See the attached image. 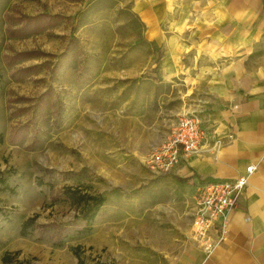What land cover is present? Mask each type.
I'll return each mask as SVG.
<instances>
[{"label": "rangeland", "instance_id": "1", "mask_svg": "<svg viewBox=\"0 0 264 264\" xmlns=\"http://www.w3.org/2000/svg\"><path fill=\"white\" fill-rule=\"evenodd\" d=\"M17 10L60 13L69 21L9 37L4 16ZM172 33L188 36L163 22L146 29L133 2L0 0V177L14 188L0 191V264L5 253L13 264H77L72 246L88 264H154L157 249L171 241L160 232L186 227L191 205L177 206L179 192L154 178L160 174L147 164L160 124L179 116L178 79L161 70ZM72 41L74 56L63 55ZM24 51L35 54L6 64V55ZM32 66L22 78L11 77ZM48 89L63 105L57 115L46 109L22 142L9 143L11 129L35 115V102ZM67 186L105 201L89 232H68L56 246L40 226L68 227L78 216L77 207L54 198ZM29 218L37 226L21 235Z\"/></svg>", "mask_w": 264, "mask_h": 264}, {"label": "crops", "instance_id": "2", "mask_svg": "<svg viewBox=\"0 0 264 264\" xmlns=\"http://www.w3.org/2000/svg\"><path fill=\"white\" fill-rule=\"evenodd\" d=\"M116 1L133 2L146 29L163 22L188 31L186 38L172 33L165 39L171 48L161 70L178 79L177 115L199 113L205 138L170 172L154 177L179 192L172 201L192 207L199 181L232 179L247 165L256 167L229 212L222 243L206 253L193 241L190 207L185 228L160 232L171 241L157 249L154 264H264V0ZM174 15L178 20L173 24ZM171 122L160 124L154 144Z\"/></svg>", "mask_w": 264, "mask_h": 264}, {"label": "built area", "instance_id": "3", "mask_svg": "<svg viewBox=\"0 0 264 264\" xmlns=\"http://www.w3.org/2000/svg\"><path fill=\"white\" fill-rule=\"evenodd\" d=\"M205 131L197 112L177 116L161 141L149 152L147 164L158 174L170 172L182 155L194 153L203 143ZM217 144H223L221 140ZM256 167L249 164L232 179L201 180L196 185L190 211V233L193 241L206 253L226 238L229 212L234 209L249 176Z\"/></svg>", "mask_w": 264, "mask_h": 264}, {"label": "trees", "instance_id": "4", "mask_svg": "<svg viewBox=\"0 0 264 264\" xmlns=\"http://www.w3.org/2000/svg\"><path fill=\"white\" fill-rule=\"evenodd\" d=\"M7 25L5 27V32L9 37H24L31 34H38L41 32L49 31L50 29L56 27L61 22H68L69 17L60 13H48L46 11L38 12L35 14H26L19 10L11 14H6L4 16ZM73 46H76L75 41L71 42V45L66 47L63 51V55L69 52L72 56L75 54ZM36 54H41L42 52L36 51ZM35 53L33 51H24L15 53L14 55H6L5 60L7 65H13L17 61L33 56ZM36 67H22L11 73V77L15 79L22 78L26 73L32 72ZM63 105L60 101L54 100L52 89L44 91L35 102L34 109H36L35 115L32 116L30 120L26 123L14 126L8 136V142L11 144H18L22 142L27 135L28 131L33 128L31 123H35V119L39 115H44L46 109L57 115V110ZM26 109H19V111H24ZM4 140L3 134L0 132V143ZM41 186L42 182H37ZM0 191L14 192V188L10 187L6 180L0 177ZM55 199H59L63 202H67L78 208V216L74 218L68 227L61 226L59 224L50 223L46 226L41 225L40 231L43 236H49V238H55L53 240L56 246H62L64 244V239L67 237L68 232H73L76 234H84L92 229L93 221L95 220L101 206L105 201V197L100 194H91L79 187H65L62 188ZM37 225H34V220L29 218L25 220L21 226L19 233L25 235L30 229L33 230ZM47 234V235H46ZM72 253L77 258V264H88L81 257L78 246L70 247ZM1 260L5 264H13V260L5 253ZM95 264H112L109 262H97Z\"/></svg>", "mask_w": 264, "mask_h": 264}]
</instances>
